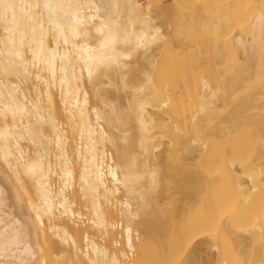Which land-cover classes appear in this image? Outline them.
Returning a JSON list of instances; mask_svg holds the SVG:
<instances>
[{
  "label": "bare ground",
  "instance_id": "bare-ground-1",
  "mask_svg": "<svg viewBox=\"0 0 264 264\" xmlns=\"http://www.w3.org/2000/svg\"><path fill=\"white\" fill-rule=\"evenodd\" d=\"M197 2L0 0V264H264V0Z\"/></svg>",
  "mask_w": 264,
  "mask_h": 264
},
{
  "label": "rangeland",
  "instance_id": "rangeland-1",
  "mask_svg": "<svg viewBox=\"0 0 264 264\" xmlns=\"http://www.w3.org/2000/svg\"><path fill=\"white\" fill-rule=\"evenodd\" d=\"M142 1L145 2L146 0H142ZM168 1H171V0H167V2H168ZM199 1H200V0H198L197 3H199ZM220 10H221V9H220ZM206 11H207V10H206ZM206 11H204L203 14H202L203 11H201V12L199 11L200 13H199V12H198V13H199V15H200V14L204 15ZM209 11H210V10H208L207 12L209 13ZM213 12H214V11H213ZM213 12H211V14H212V15L214 16V18H215V16H216L215 14H219V12H218V11H217V12L215 11V14H213ZM198 13H197V14H198ZM208 13H207V15L205 14V17L208 16ZM222 13H223V12H222ZM188 14H189V13H188ZM197 14H196V16H197ZM211 14H210V15H211ZM186 15H187V14H186ZM210 15H209V17H207L205 20L209 19V18L212 16V15H211V16H210ZM189 16H190V15H189ZM191 16H192V15H191ZM193 16H194V15H193ZM193 16L191 17V19L193 18ZM200 16H201V15H200ZM200 16H199V17H200ZM221 16H223V15L221 14ZM199 17L197 16V18H199ZM202 17H204V16H202ZM202 17H200V19H201ZM205 17H204V18H205ZM197 18L194 17L193 19H196V21H195V20H194V21L198 23L199 21H197ZM216 18H218V17H216ZM216 18H215V23L218 24V22H216ZM219 18H220V17H219ZM181 19H182V18H181ZM184 19H185V18H184ZM184 19H183V20H184ZM201 20H202V19H201ZM210 20H212V19L210 18ZM210 20H207V22H208V21L210 22ZM224 20H226V19H224ZM180 21H181V22H179V23H182V25H183L182 20H180ZM184 21H185V20H184ZM188 21H191V20H188ZM188 21H187V22H188ZM194 21H193V24L195 23ZM203 22H204V20H203ZM205 22H206V21H205ZM209 22H208V23H209ZM175 23H178V22H175ZM185 23H186V22H185ZM185 23H184V24H185ZM191 23H192V22H191ZM197 23H196V24H197ZM201 23H202V22H200V25H201ZM211 23H212V25H214V26H213V27L210 26V27L212 28V30H209V29H211V28H208L207 31H208L209 33H208L207 31H206V33H204V31H205L206 28H205V29H203V28L200 29V26H199V28L197 27V28L199 29V33L201 32V33H203V35H205V36H203V37L201 36V37H202L203 39L206 38V40L208 39L209 41H212V42L215 41V42H216V43L213 42L214 44H213L212 42H209V45H210V43H211V45H215V44L218 45V43H219V44H222V43L225 41V40H224L225 38H223V41H222V39H220V38H222V37L219 36V37H220L219 40H221L222 42H221V41L219 42V40H218L217 38H215V37H214V39L212 38V37L214 36V34H213L214 32H213V31L216 30V29H215V25H216V24H215V23L213 24V20H212ZM221 24H222V23H221ZM203 25H204V23L201 25V27H203ZM226 25H227V24H226ZM226 25H225V29L227 28ZM178 26H179V25H178ZM185 26H187V24H186ZM189 26H190V25H188V27H189ZM191 26H192V25H191ZM196 26H197V25H195L194 27H196ZM179 27H180V26H179ZM182 27L184 28V25L181 26V27L179 28V31H182V30L184 31V30H185V29H183ZM204 27H205V26H204ZM206 27H207V26H206ZM208 27H209V24H208ZM220 27H221V26H220ZM223 27H224V26L222 25L221 28L223 29ZM230 27H231V26H230ZM232 27H234V26L232 25ZM232 27H231V28H232ZM197 28H196V29H197ZM221 28H219V29H221ZM231 28H230V29H231ZM189 29H190V28H189ZM196 29H195V32L198 31V29H197V30H196ZM230 29H229V26H228V31H229ZM237 29H238V28H237ZM237 29H236V27H234V30H236V32H237ZM202 30H204V31H202ZM223 30H224V29H223ZM239 30H240V28H239ZM244 30H245V29H244ZM185 31H186V30H185ZM185 31H184V32H185ZM211 31H212V33H210ZM191 32L194 33V30H191ZM221 32L224 34V31H221ZM230 32H231V31H230ZM232 32H233V30H232ZM236 32H235V33L233 32V33H234L235 35H238V33L236 34ZM238 32H239V31H238ZM245 32L247 33L246 30H245ZM179 33H180V32H179ZM185 33H187V32H185ZM218 33H220V32H218ZM233 33H232V35H233ZM239 33H240V32H239ZM220 34H221V33H220ZM181 35H182V34H181ZM185 35H186V34H185ZM185 35H184V36H185ZM187 35H188V34H187ZM189 35H190V33H189ZM195 35H199V34L196 33ZM201 35H202V34H201ZM210 35H211V36H210ZM240 35H241V34H240ZM242 35H243V34H242ZM245 35H246V34H245ZM184 36H183V39L185 38ZM190 36H192V35H190ZM199 36H200V35H199ZM215 36H216V35H215ZM221 36H222V34H221ZM227 36H228V35H227ZM186 37H187V36H186ZM209 37H210V38H209ZM223 37H225V36H223ZM181 38H182V37H181ZM191 38H192V37H191ZM193 38H194V37H193ZM185 39H190V38H189V36H188V38H185ZM199 39H200V38H199ZM212 39H213V40H212ZM215 39H216L217 41H216ZM195 40H196V39H195ZM206 40H204V41H206ZM187 41H188V40H186V42H187ZM189 41H190V40H189ZM197 41H198V44H199V40H197ZM200 41H202V40H200ZM226 41H227V40H226ZM217 42H218V43H217ZM202 43H205V44H206V42H202ZM207 43H208V42H207ZM225 43H226V42H224L223 44H225ZM233 43H234V42H233ZM195 44H196V43H195ZM200 44H201V42H200ZM234 44H235V43H234ZM245 44H246V43H245ZM206 45H207V44H206ZM247 45H248V44H247ZM247 45H246V46H247ZM262 45H264V44H262ZM202 46H203V48H205V47H204L205 45H202ZM207 46H208V45H207ZM248 46H249V45H248ZM208 47H209V46H208ZM216 47H220V48H219V49H215ZM216 47L214 48V51H215V54L218 55V56H217V57H218V60H217V58H213V57H212V58H213V59H216L217 61L221 62L222 64H221V63L219 64V62L217 63L216 60H212L211 58L209 59L210 56H208V59H209L210 62H209L207 59L204 60L205 58H207V55H209V54H208V52H206L207 55L205 54V56H204V54H203V53H205V50L207 51V49H205V50L202 49V51L204 50V52L201 51L202 54H203V56H204V57L202 56V57H203V61H205V62L208 61V62L210 63V65H211V67H212V65L215 64L214 61H215L217 64H219V65H217V67H220V68H217V72H215L214 68L212 69V68L210 67V69L212 70V72H213V70H214V72H213L211 75L216 74V73L219 74V73H218V72H219L218 69H222V70H223L224 68L226 69V66H225V65L227 64L226 61L229 62V59H228V58H229L230 56H233V58H234V59L231 58V60H235V58H238V57H239V60H241V59H245L246 57H248V59H245V61H243V62L246 63V60H248L249 67H246L247 65H242V66H243V68H242L243 71L241 70V71H242V74L244 73V71L246 72L247 68L250 69L251 66H253V68H252V70H253V69L255 68V66H256V68H257V65H256V64H258V62L263 63V61H264L263 58L261 59L262 55L264 54L263 50H259V51H260V54L258 53L259 51L257 50L256 53H258L259 55L257 54V55L255 56V54H256V53H255V54L253 55L254 58H251L252 56L247 55L245 58H242V57H241V59H240V55H239V56H236V55H237V53H236L237 50H235V51H236V52H235L236 54L232 52L233 55H230L228 58H226L225 56L228 55V53H227V51H224V50H225V48H226L227 46L224 45L225 48H224L222 45H219V46H216ZM250 47H251V46H250ZM210 48H212V49L209 50V51L211 52V50H213V47H210ZM221 48H222V49H221ZM223 48H224V49H223ZM236 48H237V46L235 47V49H236ZM248 48H249V47H248ZM220 49H221V50H220ZM237 49H238V48H237ZM219 50H220L221 53L224 51V52L227 53V54H225L224 52H223L222 54H220V52L218 53ZM246 50H247V49H246ZM214 51H213V52H214ZM216 51H217V52H216ZM238 51H240V48L238 49ZM248 51H249V49H248ZM261 51L263 52L262 54H261ZM213 52H211V53H213ZM241 52H242V51H241ZM241 52H239V53H241ZM246 52H247V51H246ZM211 53H210V54H211ZM239 53H238V54H239ZM215 54H214V55H215ZM219 54H220L221 56H220ZM223 54H224L225 56H224ZM241 54H242L241 56L244 57L243 52H242ZM247 54H248V53H247ZM211 55H212V54H211ZM260 55H261V56H260ZM222 56H223V57H222ZM198 57H199L198 60L201 59L200 62L202 63V58H200V52H199V54H198ZM214 57H216V56H214ZM219 57H220V58H219ZM224 57L226 58V61L224 60V59H225ZM211 60H212V62H213L212 64H211ZM222 60H223V61H222ZM239 60H238V61H239ZM262 60H263V61H262ZM208 62H207V63H208ZM223 62H224L225 64H224ZM231 62H232V64H231L232 67H231V68H228V69H233V70H232L233 72H232V71H229V70H227V71L225 70V71H226L225 73H231V74H232V75H231V78H230V75H229V78H230V81H231V82H233V81L235 82L236 79H239V80L242 79V80H241V81H239V80L237 81V80H236V81H237V85H236V86H235V84H230L229 81H228V83H229L230 86L233 85V86H235V87L237 88V90H239L240 88H241L240 90H242L241 84H238V83H239V82H242V81H243V78H245V80H247V81H243L244 83L242 82L243 85L245 86V83L249 82V78L246 79V76H247V75L250 77L251 80H252L253 78H255V79L258 78V79H259V77H260L261 79H263V82H264V78H263L264 75H263V77H262V74H260L259 76H255V74H256L255 72H256V71H255V72H252V74L255 73V74H254L255 77L251 78L253 75L250 76V75L248 74V72H249V71H252V70H249V71L247 70L248 72L245 73V75H244L245 77L242 75L243 78H239V77H237L236 75L241 76V72H240V71L238 72V70H237L238 68H241V67H240V65H241L240 63H241V62H240V63L238 62L239 64H237V62H236V65H234V61H231ZM243 62H242V64H244ZM205 64H206V63H205ZM223 64H224V66H223ZM228 64H229V63H228ZM237 65H238V67H237ZM202 66H203V67H201V69H202V71H203V70H204V66H205V65H204V62H203V64H202ZM207 66H209V65L207 64ZM207 66H205V68H206L205 71H207ZM214 66H215V65H214ZM222 66H223V67H222ZM227 66H228V65H227ZM244 66H245L246 69H244ZM236 67H237V68H236ZM235 68H236V70H235ZM263 68H264V67H263ZM254 70H255V69H254ZM254 70H253V71H254ZM256 70H258V71H257L258 73L256 74V75H258L260 69H256ZM262 70H263V69H262ZM202 71H200V72H202ZM209 71H210V70H209V68H208V71H207L208 73H205V72L203 71V73H205V74H203V73H202V74L199 73V74H201L202 77H205L204 75H206V77H208V80L211 82V80H212V77H211V80H210V76H211V75L207 76V74H210ZM228 71H229V72H228ZM263 71H264V70H263ZM263 71H262V72H263ZM222 72L224 73V70H223ZM237 72H238V73H237ZM262 72H261V70H260V73H262ZM239 73H240V75H239ZM263 73H264V72H263ZM217 74L215 75V78L217 77V79H216L217 82H218L217 84H220V85H221V84L224 82V81H223V82L220 81V79H221L220 77H222V74H220L221 76H218ZM233 74H234V75H233ZM250 74H251V73H250ZM201 75H200V77H201ZM224 75H225V74H224ZM224 75H223V76H224ZM225 76H226V75H225ZM227 76H228V75H227ZM232 76H233V78H232ZM242 76H241V77H242ZM206 77H205V79L207 80ZM218 77H219L220 79H219ZM234 77H235V78H234ZM236 77H237V78H236ZM225 78H226V77H225ZM225 78H224V79H225ZM229 78H228V79H229ZM218 79H219V80H218ZM222 79H223V78H222ZM222 79H221V80H222ZM226 79H227V78H226ZM228 79H227V80H228ZM258 79L254 80V81H258ZM251 80H250V81H251ZM219 81H220V83H219ZM260 81H261V80L259 79V82H258V83L255 82L256 85L264 84V83H260ZM221 82H222V83H221ZM208 83H209V82H208ZM215 83H216V82H215ZM226 83H227V82H226V80H225V82L223 83V84H225V85H224V86H223V85L221 86L220 92H219L218 89H217V92H219V95H221V97H223V98L220 97L221 102H222V100H223L222 104L220 105V109H222L221 106H223V105L226 106V105H225L226 103H227V105H228V98L222 96V94H221V92H222V93H226V91H227V89H228V86H227L228 84H226ZM251 83H254L253 80H252ZM251 83H250V84H251ZM210 84H212V83H210ZM248 84H249V83H248ZM212 85H213V84H212ZM238 85H239V87H237ZM246 85H247V84H246ZM256 85H255V86H256ZM247 86H248V85H247ZM216 87H217V86H216ZM226 87H227V89H226ZM250 87H252V86L250 85ZM217 88H218V87H217ZM223 88H225V89H223ZM232 88H233V87H232ZM236 88H235L234 90H235L236 92H238L237 94H239L240 91H237ZM243 89H244V88H243ZM246 89H247V88H246ZM248 89H249V92H250V91H251V90H250L251 88H248ZM248 89H247V90H248ZM234 90H233V92H234ZM247 90H246V91L242 90L241 92H242V93H243V91H244V92H247ZM252 90H253V89H252ZM241 92H240V93H241ZM217 94H218V93H217ZM219 95H218V96H219ZM224 98H225V101H226V102L224 101ZM228 106H229V105H228ZM226 108H227V107H226ZM226 108H225V109H226ZM229 108H230V106H229ZM220 109H218V111H219ZM223 109H224V107H223ZM223 109H222V110H223ZM222 110H221V112H222ZM225 111H227V109L224 110V112H225ZM219 112H220V111H219ZM219 112H217L216 116L219 114ZM224 114H225V115H224ZM224 114L220 113L217 117H220V116H221V117H220L221 119H223V118H227V114H229V113L227 112V114H226V113H224ZM223 116H224V117H223ZM228 116H229V115H228ZM221 119H220V120H221ZM249 156H250V155H248V158H247V156H246L244 161H247V160L249 161ZM251 158L253 159L252 156H250V159H251ZM252 159H251V160H252ZM205 242H206V245H207V243H209V241H206V240H204V242L201 241V243H205ZM202 245H203V244H202ZM204 245H205V244H204ZM202 247H204V246H202ZM207 249H208V247H207ZM205 250H206V249H205ZM208 250H209V251H208ZM208 250H206L205 252H207V251H208L209 253L212 252L210 249H208ZM231 251L233 252V250H231ZM231 251H230V252H231ZM213 252H214V251H213ZM213 252H212V253H213ZM225 252L227 253L228 251H224V253H225ZM201 253H202V252H201ZM209 253H208L207 256H205V257H206V260H205L206 262L208 261V259H210V258L207 259V257L210 256ZM224 253H223V254H224ZM204 254H205V253H204ZM204 254H203V255H204ZM213 254H214V253H213ZM223 254H222V256L219 254V255L221 256V258L223 257ZM201 255H202V254H200V256H201ZM217 255H218V254L215 252V255H214V256L211 255V256H212L211 258H215V257H217ZM229 255H232V254H229ZM200 256H199V257H200ZM220 256H218L219 259H220ZM224 256L226 257L225 254H224ZM203 257H204V256H201V257H200L201 260H202V259H203V260L205 259V257H204V258H203ZM225 257H224L223 259L226 260L227 257H226V258H225ZM216 259H218V258H216ZM216 259H215V260H216ZM199 260H200V259H199ZM199 260H197L198 262L196 261L197 264H198L199 262H201V261H199ZM220 260L222 261V259H220ZM205 261H202V262H205ZM221 261H220V262H221ZM213 262H214V260H213ZM213 262H212L211 259H210V262H209V263H210V264H211V263L214 264ZM215 262H217V260H216ZM209 263L207 262V263H202V264H209ZM218 263H219V262H218ZM199 264H200V263H199ZM215 264H216V263H215Z\"/></svg>",
  "mask_w": 264,
  "mask_h": 264
},
{
  "label": "snow or ice",
  "instance_id": "snow-or-ice-1",
  "mask_svg": "<svg viewBox=\"0 0 264 264\" xmlns=\"http://www.w3.org/2000/svg\"><path fill=\"white\" fill-rule=\"evenodd\" d=\"M70 21H71V25H72V28H71V34L72 36H78L80 34L79 32V28H80V25L83 23V20L81 18H79L78 16H71L70 18ZM158 32V30H157ZM144 39V37H140L139 38V41H138V46L140 45V42H142ZM65 43H67V40H65ZM114 43V38L109 36V38L104 42L103 44V47H110L111 44ZM89 76H91V71H89ZM111 264H117V262L115 260H113L111 262Z\"/></svg>",
  "mask_w": 264,
  "mask_h": 264
}]
</instances>
